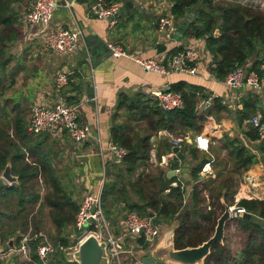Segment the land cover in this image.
<instances>
[{
  "label": "trees",
  "instance_id": "obj_1",
  "mask_svg": "<svg viewBox=\"0 0 264 264\" xmlns=\"http://www.w3.org/2000/svg\"><path fill=\"white\" fill-rule=\"evenodd\" d=\"M24 1L28 3L30 0H0V176L11 162L12 171L19 178L17 184L0 185V243L8 242L18 232L28 233L32 221L36 219L32 206L39 203V208L48 209L50 223L57 230L55 241H61L68 247L71 242L65 233L75 223L80 208L72 179L68 178V173L53 167L49 153L42 150L46 140L43 134L48 132H30L26 112L20 104L8 106L12 99L7 93L16 82V74L11 73L8 67L13 60L8 48L21 36L18 24L31 7L32 2L27 4L22 14L19 6ZM172 1V14L177 19H184L189 11L195 10L194 19L186 26V34L206 39L207 51L212 56L211 70L217 78L224 80L239 65H247L249 70H256L262 75L264 10L231 0ZM216 30L220 32L218 36ZM186 85V82H178L170 87V90L180 93L184 100L183 107L174 110H163L156 98L143 93L120 98L112 118L111 138L127 149V155L122 161L107 166L101 194L105 214L108 218L114 217L113 222L120 215L134 210L142 216L153 214L154 221L162 226L177 223L174 236L177 249L198 246L213 235L220 215L218 211L224 210L223 200L227 204L235 203L236 176L258 160L240 137H226L232 168L227 175L219 171L216 178L203 182V189L210 195L211 210L198 186H194L192 196L188 198L181 178H168L167 172L161 168L156 172H146L151 161V137L154 134L167 130L185 136L203 130L204 117L197 109V93L187 89ZM257 103L255 99L247 101L245 108L238 111V126L247 140L259 139L257 129L253 126L245 129L243 126L244 121L257 110ZM217 106L223 108L218 103ZM141 123L145 125L141 126ZM173 148L169 141H164L157 152L158 160L161 159V150L171 152ZM199 151L196 146L190 145L193 157L196 158ZM261 152L264 153V146ZM27 153L30 161L27 160ZM206 162L203 159L190 170L193 181L199 178ZM172 166L176 169L180 164L176 161ZM140 169L144 171L135 178ZM40 176L43 178L44 192L39 183ZM175 182L177 185H173ZM121 204L123 214L119 210ZM237 205L251 214L250 217L245 215L236 219L238 229L245 234V246L234 252L226 237L224 244L213 245L204 264H264V227L254 220L255 217L264 220V199L242 198ZM14 206L17 209L13 210ZM8 210L10 213L7 214ZM9 215L11 221L7 219ZM35 222L32 236L42 231L38 226L40 221ZM39 242V238L30 242L33 263L39 261ZM63 259L58 262L53 259L49 264H76Z\"/></svg>",
  "mask_w": 264,
  "mask_h": 264
},
{
  "label": "crops",
  "instance_id": "obj_2",
  "mask_svg": "<svg viewBox=\"0 0 264 264\" xmlns=\"http://www.w3.org/2000/svg\"><path fill=\"white\" fill-rule=\"evenodd\" d=\"M57 1L59 7L55 12L52 24L47 27L28 25L23 18L20 20L18 27L21 29V36L10 43L12 46L10 53L13 54L10 69L11 73L16 74V82L7 96L12 99L8 104L9 108L18 103L25 111V106H28V114L25 116L28 125L32 107L36 103L49 106L63 97L65 102L79 105L80 121L94 129L95 138L86 143H77L67 135L55 137L48 133L43 134L46 140L42 145V150L49 153L53 167L62 173H68V178L72 179L71 184L75 189V198H83L86 193L100 192L106 180L107 166L116 164V158L108 150V145L113 142L111 138L112 118L120 98L123 95L135 96L138 93L154 97L152 91L156 89H166L175 83L186 82L187 89L197 93V109L199 114L204 117L203 130L199 133H204L211 138L209 151L200 150L196 158L190 152V145H194L190 142V138H187L179 146L190 163V170L198 166L203 159L207 160L199 173V178L192 180L193 188L198 186L200 189L199 183L204 186L203 182L210 178H216L219 171L227 175V171L232 168L233 164L229 158L226 137L238 136L258 160L236 176L237 192L234 199H264V153L261 152L264 140L260 138L247 140L237 122L238 111L243 110L245 102L252 99L258 101L257 110L251 113L250 119L245 120L243 126L245 129L253 126L251 119L255 116H261L264 119V91H256L248 85L236 89L230 88L212 73L210 66L212 56L207 51L206 39L187 35L186 28L181 33L178 32L193 9L189 11L186 18L177 19L172 14L174 4L172 0L159 2L121 0L122 14L117 18L115 24H111L109 20L100 19L90 13L89 9L96 0H67L69 5L66 4V0ZM231 1L264 10V0ZM128 2H132L134 6L128 7ZM166 13L172 14L174 17L177 26L175 34L161 32L158 29V18ZM58 27H78L83 30L79 46L68 56L58 55L45 46L44 36ZM218 33H220L219 30ZM109 41L123 45L128 53L127 56L113 57L107 49ZM188 47L199 49L202 55L198 64V72L195 75L172 72L166 76L146 71L137 60L139 57H143L168 62L175 54L174 50H183ZM61 71L68 73V82L58 89L56 75ZM217 103L223 108H219ZM144 125L145 123H141V126ZM186 135L193 137L195 134L187 133ZM179 137L184 136L175 135L167 130L159 131L151 137L153 148L150 162L157 169L161 168L168 172V170H177L183 167V161L173 153V150L164 152L162 148L160 161L157 157V152L164 141H169L175 147L174 140ZM27 160H31L28 153ZM176 161L180 166L175 169L172 168V164ZM210 161L213 162L207 167L208 171L204 172L203 168ZM148 167L146 169H149ZM142 171L144 170L140 169L135 178ZM12 173L14 174L13 171ZM178 178L183 180L182 177ZM40 181L42 188L45 189L42 176L39 178ZM0 185H6V183H0ZM184 185L186 186L185 183ZM193 188L187 193L188 198L192 196ZM254 220L264 227L263 219L255 217ZM112 224L116 232L123 229L125 215L121 217L120 221L119 219L116 222L112 221ZM176 225L177 223L164 224L162 227L169 226L172 231ZM232 230L240 233L243 238L245 237L237 225L228 228V231ZM19 233L12 237L16 239L14 246L19 242ZM74 233L69 226L65 235L70 242L73 241ZM164 235L161 234L160 241ZM231 246L234 252H238L245 244L240 243L239 246L232 244ZM6 247V251L9 250L10 246L6 245ZM15 256L25 257L15 252H7V255L0 259V264H18L11 261ZM21 259L23 260L22 264L33 263L31 252L30 259L27 257Z\"/></svg>",
  "mask_w": 264,
  "mask_h": 264
},
{
  "label": "built area",
  "instance_id": "obj_3",
  "mask_svg": "<svg viewBox=\"0 0 264 264\" xmlns=\"http://www.w3.org/2000/svg\"><path fill=\"white\" fill-rule=\"evenodd\" d=\"M66 4L69 5L67 0ZM58 7L59 3L57 0H33L29 11L24 13L23 20L28 25L47 27L52 24ZM122 9L123 4L121 0H97L91 5L89 11L96 17L107 19L111 24H115L117 18L122 14ZM158 29L161 32L175 34L177 26L173 15L166 13L160 16L158 18ZM82 37L83 30L81 28L58 27L44 36V43L46 48L54 53L68 56L77 49ZM107 49L115 58L124 57L128 54L123 45L118 42H107ZM201 57L199 49L188 47L175 53L168 62L143 57H139L137 60L146 71H153L166 76L172 72L195 75L198 72V64ZM261 72L262 75L256 70H249L247 65H239L223 81L226 86L233 89L248 85L256 91H264V60L261 64ZM67 82L68 73L64 71L58 72L56 75L57 88H62ZM152 96L159 101L163 110H174L182 108L184 105L182 95L170 90L169 87L152 91ZM251 123L257 129L259 138L264 140V119L261 116H255L251 119ZM28 129L35 134L48 132L55 137L67 135L77 143H86L95 138L94 129L90 125L80 121L79 105L69 104L65 102L63 97H60L53 105L49 106L36 103L32 107ZM187 138L192 139V142H190L197 149L209 151L211 138L204 133H197L193 137L190 135L179 137L174 140V144L181 146V143ZM108 150L116 158V161H122L127 155V149L115 142H111L108 145ZM101 151L103 150L101 149ZM212 162L210 161L205 165L203 168L204 172L208 171L207 167ZM176 171L179 172L181 169H177ZM0 182H7L2 175L0 176ZM199 184L209 203L208 209L211 210L209 192L203 189L201 183ZM8 185L12 184L8 182ZM174 185H177V182ZM101 194L102 190L98 193H86L83 196L76 221L71 226L75 233L72 235L73 241L70 246H65L61 241L51 240L44 232L35 233L32 236L31 230L26 234L19 233V242L15 246L10 247L7 252H15L30 259V242L32 239L39 238L40 242L37 246L39 261L34 264H49L54 254H65L75 251L85 237L94 234L99 241L107 244L110 264H145L142 257L159 242L162 234V225L156 223L150 215L142 216L133 210L125 214L124 228L116 232L105 214ZM238 201L239 198L235 199V203L229 204L231 220L234 221L247 213L244 207L237 205ZM7 252L0 253V259L6 256Z\"/></svg>",
  "mask_w": 264,
  "mask_h": 264
},
{
  "label": "water",
  "instance_id": "obj_4",
  "mask_svg": "<svg viewBox=\"0 0 264 264\" xmlns=\"http://www.w3.org/2000/svg\"><path fill=\"white\" fill-rule=\"evenodd\" d=\"M128 7H133L132 2L127 3ZM123 10V9H122ZM195 16V10H192L188 17L185 19L184 23L178 29L181 33L188 24L192 22ZM216 35L218 36V30H216ZM192 142V139H190ZM173 153L176 154L182 161L183 167L181 171L168 170V178L174 176L182 177L184 183L186 184V193L190 192L193 188L192 176L190 173V163L186 160V155L181 151L179 146L173 148ZM2 177L5 178L9 183H17L18 176L12 173L11 162L7 164L4 171L2 172ZM224 211L222 215L218 218L217 225L213 235L203 242L202 244L194 247H186L182 249H177L175 246V229L168 231L163 236L162 240L156 244V246L144 254L142 260L145 264H204L206 258L210 255L212 247L215 243H225V234L227 223L231 220V212L229 205L223 200ZM248 217L251 214L246 213ZM244 215V216H245ZM154 217L153 214L150 215ZM15 238L9 240V246L13 247ZM67 261L76 262L77 264H110L109 256L107 252V244L105 242L99 241V239L94 235L90 234L85 237L78 245L75 251L67 252L64 254Z\"/></svg>",
  "mask_w": 264,
  "mask_h": 264
},
{
  "label": "rangeland",
  "instance_id": "obj_5",
  "mask_svg": "<svg viewBox=\"0 0 264 264\" xmlns=\"http://www.w3.org/2000/svg\"><path fill=\"white\" fill-rule=\"evenodd\" d=\"M30 2H32L33 3V0L31 1H29L28 3H30ZM27 2H25L24 1V3H23V5H20L19 6V8H20V10H21V13L23 14V12H24V9L26 8V6H27V4H28ZM26 4V5H25ZM20 29V28H19ZM13 45V44H12ZM9 47H10V49L8 48V50H9V52H10V50H12V46H11V44L9 45ZM12 56H13V54H12ZM11 65H12V63H10V65L8 66L9 68H11ZM12 89H10L8 92H10ZM28 106H25V111H26V114H28ZM30 112V111H29ZM64 161H65V159H64ZM59 164H60V162H59ZM149 169H146V172H149V171H152V172H156L157 171V168L153 165V163H151L150 162V165H149V167H148ZM6 180V179H5ZM7 181V180H6ZM6 184H8V181L7 182H5ZM40 184H41V181L39 182ZM42 190V192H44V188H42L41 189ZM78 199H79V197H78ZM81 201H82V197H80V199H79V202L81 203ZM209 205V204H208ZM32 207H34L35 208V210H34V215H36V219H35V221L36 220H39L40 221V223H39V225L38 226H40V229L42 230V231H44V232H46V234L49 236V238L51 239V240H54L55 241V239H56V237H58V235H57V230L55 229V227L52 225V223H50V220H49V215H48V209L47 208H44V209H42V208H39V203H36L35 205H33ZM4 208V207H3ZM119 210H121V213L123 214V205L121 204V205H119ZM12 209L13 210H15V209H17V208H15V206L14 207H12ZM37 210H40L38 213H37ZM224 211V210H223ZM8 213H10V210H8V212H7V214ZM222 213L223 212H221V210H219L218 211V214H220V215H222ZM33 215V214H32ZM32 215H30V218L32 219ZM220 215H219V217H220ZM10 217H11V215H9V216H7V219L8 220H10ZM121 215H120V218H117V220L119 219V221H120V219H121ZM126 218V217H125ZM110 220H111V223H112V221L114 220V217H112V218H109ZM11 221V220H10ZM35 221H32L33 222V225L31 226V228L29 229V231H31L32 229H33V227H34V224L36 223ZM218 221V220H217ZM235 225V227H236V225H237V223H236V220L234 221V220H230L228 223H227V226H226V234H225V238L226 237H228V241H230L229 243H230V245H232L233 244V246L235 245V246H239V244L240 243H244L245 242V237L243 238L242 237V235L240 234V233H238L237 231H235V230H232L231 232L230 231H228V228H231L233 225ZM113 225V224H112ZM170 230V228H169V226H164L163 228H162V233L163 234H165L166 232H168ZM28 231V232H29ZM227 235V236H226ZM6 245H9L8 244V242H6V241H3L2 243H0V253H4V252H7L6 251V248L8 247H6ZM232 247V246H231ZM56 255V256H55ZM65 257V255H59V254H54L52 257H51V259L50 260H52V258H54L55 259V262H58V260H64L63 258ZM21 258H25V257H23V256H21L20 258L19 257H14L13 259H11V261H13V262H16V263H18V264H22V262L21 261H23Z\"/></svg>",
  "mask_w": 264,
  "mask_h": 264
}]
</instances>
